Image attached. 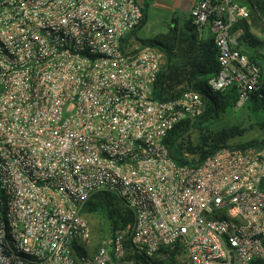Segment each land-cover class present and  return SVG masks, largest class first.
I'll return each instance as SVG.
<instances>
[{"label":"built area","instance_id":"obj_1","mask_svg":"<svg viewBox=\"0 0 264 264\" xmlns=\"http://www.w3.org/2000/svg\"><path fill=\"white\" fill-rule=\"evenodd\" d=\"M190 17L218 52L208 90L235 87L243 109L261 69L232 30L250 9L198 0ZM143 20L144 0H0V264H153L171 251L176 264L264 259V145L171 156V132L209 100L162 79L169 57L136 38ZM100 192L133 221L91 253L83 211Z\"/></svg>","mask_w":264,"mask_h":264},{"label":"trees","instance_id":"obj_2","mask_svg":"<svg viewBox=\"0 0 264 264\" xmlns=\"http://www.w3.org/2000/svg\"><path fill=\"white\" fill-rule=\"evenodd\" d=\"M150 1L152 2V0L145 1L144 20L136 33L147 22ZM239 2L250 9L251 18L264 21V0H239ZM237 30H242L243 34L240 42L235 44L236 49L247 54L261 69L260 88L252 94L243 110L255 120V127L261 131L263 138L253 139L246 143H230L245 136L247 130L243 129L241 124L230 126L222 123L224 116L237 111L236 88L232 87L220 93H212L207 88V80L218 74L221 69L212 37L200 39L190 17L183 27L179 24L169 26L166 32L151 39L141 40L155 44L167 52L169 66L162 79L166 78L172 87L188 84L207 94L209 100L203 117L195 122L186 120L180 123L169 135L167 142L171 147V156L178 162H187L185 152L196 155L199 159H205L226 146L264 145V54L259 52L264 41L254 35L249 21L239 22L233 28L232 34ZM241 42L247 44L252 52L242 50ZM83 214L101 218L107 226V229L101 230L102 233L123 229L133 221L132 213L125 203L115 195L105 192L94 194L87 202ZM176 255L177 251L165 252L163 257L153 260V264H176ZM136 264H149V262L141 258ZM251 264H264V259L253 261Z\"/></svg>","mask_w":264,"mask_h":264},{"label":"rangeland","instance_id":"obj_3","mask_svg":"<svg viewBox=\"0 0 264 264\" xmlns=\"http://www.w3.org/2000/svg\"><path fill=\"white\" fill-rule=\"evenodd\" d=\"M144 0V6H145ZM159 3L160 1L166 4L168 8H157L155 6V0L150 1L151 7L148 11V20L144 27L136 33V38L138 40H146L151 39L157 36L160 33H164L168 30L169 26H175L176 22L179 23L181 27H183L186 23V20L189 17L187 11L179 6L176 3L180 2V0H157ZM189 1V0H187ZM183 2H185L183 0ZM263 25L259 29V33L264 36V21ZM255 120L251 119L247 112L243 109L235 111L233 114L226 115L222 118V123L224 125H238L241 124L242 128L247 130L244 137L237 138L231 141V144L236 143H246L253 139H262L261 131L255 127ZM86 219L89 221L92 229H93V250L91 253L95 251L97 245L101 238L106 234L102 233V229H107L105 222L99 218L94 216H85Z\"/></svg>","mask_w":264,"mask_h":264},{"label":"crops","instance_id":"obj_4","mask_svg":"<svg viewBox=\"0 0 264 264\" xmlns=\"http://www.w3.org/2000/svg\"><path fill=\"white\" fill-rule=\"evenodd\" d=\"M184 1L185 2H183V0H180V2L176 3V5L179 6V8H182L185 11H187V13L189 14V17H188V19L186 21H188V20H190L191 10L195 6V4L198 2V0H189V1L184 0ZM163 2H166V1H160V3H159L157 0H155V6L157 5L156 6L157 8H162V9L168 8L166 6V4L163 3ZM170 2H172V0ZM150 7H151V4L149 5V9H150ZM147 20H148V15H147ZM177 24H179V23L176 22V25ZM249 25L251 26V30L254 33V35L259 40L264 41V36L259 33V29H258V28H261V26L263 25L262 20L253 17L249 21ZM242 34H243L242 30H237L235 33L232 34L236 44H238V42H240V40L242 38ZM210 37L213 38V35H212V32L208 30L205 33L204 39H207V38H210ZM241 49L245 50L246 52H252V49L247 44H244L242 42H241ZM259 52L264 54V45L261 46V49H260Z\"/></svg>","mask_w":264,"mask_h":264}]
</instances>
